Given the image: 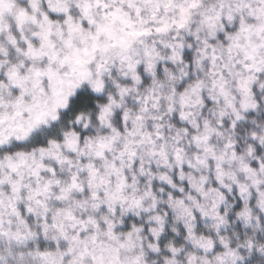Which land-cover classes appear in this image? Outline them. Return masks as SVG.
Returning <instances> with one entry per match:
<instances>
[{"label": "snow or ice", "instance_id": "obj_1", "mask_svg": "<svg viewBox=\"0 0 264 264\" xmlns=\"http://www.w3.org/2000/svg\"><path fill=\"white\" fill-rule=\"evenodd\" d=\"M256 112L264 0H0V264H241Z\"/></svg>", "mask_w": 264, "mask_h": 264}, {"label": "clouds", "instance_id": "obj_2", "mask_svg": "<svg viewBox=\"0 0 264 264\" xmlns=\"http://www.w3.org/2000/svg\"><path fill=\"white\" fill-rule=\"evenodd\" d=\"M98 105V101L94 102ZM92 117V110H81L75 113H69L67 116V123L69 127L72 126L77 120L83 119V121H90ZM255 121L257 124L264 125V112H256L249 118V122ZM93 132L97 131L95 126H92ZM253 218L251 222H242L240 220H233L229 224L228 230L232 234V238L235 240V246L238 251L242 249L240 254L243 255L241 264H264V252L261 251H249L244 248L245 239L249 236L258 237L261 235L260 230L264 229V209H261L255 200L251 202ZM261 218V223L257 224L256 218ZM260 246H264V240L260 241ZM151 264H159V261L153 259Z\"/></svg>", "mask_w": 264, "mask_h": 264}]
</instances>
